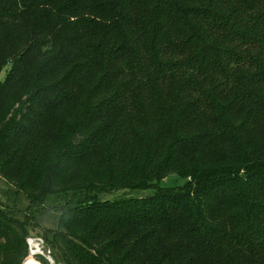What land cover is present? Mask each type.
I'll list each match as a JSON object with an SVG mask.
<instances>
[{"label": "trees", "instance_id": "16d2710c", "mask_svg": "<svg viewBox=\"0 0 264 264\" xmlns=\"http://www.w3.org/2000/svg\"><path fill=\"white\" fill-rule=\"evenodd\" d=\"M6 68L0 264H264V0H0Z\"/></svg>", "mask_w": 264, "mask_h": 264}, {"label": "rangeland", "instance_id": "374dc122", "mask_svg": "<svg viewBox=\"0 0 264 264\" xmlns=\"http://www.w3.org/2000/svg\"><path fill=\"white\" fill-rule=\"evenodd\" d=\"M7 68L2 70V72L0 74V81H2L4 79V77L6 75ZM184 183H185L184 179H181V178H179L177 176H169V177L163 179L160 182V186L162 188L169 189V188H175V187L182 186ZM0 188H2V189L5 188L4 187V183H3V181H1V179H0ZM2 189H1V191H2ZM153 193H154V190H152V189H148V190H136V191L119 190V191H115V192H112L111 191V194H109V195H106L108 193L100 194V197L102 198L104 196L103 199H108L110 201H117V200L135 199V198H144L146 196H151ZM31 236L32 237H38L36 235V232L33 231V232L30 233L29 236L26 237V239L28 237H31ZM26 239H25V243H26ZM42 240H44V247H45V249L46 250H50L49 247L47 246V243H46L45 239H42ZM27 256H28V251H27ZM27 256H26V258H27ZM25 259L22 260L23 262H21V264L24 263ZM37 260H39L41 264H51V262H49V259H47L43 255L37 257ZM27 261H29V260H27ZM29 264H34V262L30 260L29 261ZM56 264H58V263H56ZM59 264H61V263H59Z\"/></svg>", "mask_w": 264, "mask_h": 264}, {"label": "built area", "instance_id": "2783aa9c", "mask_svg": "<svg viewBox=\"0 0 264 264\" xmlns=\"http://www.w3.org/2000/svg\"><path fill=\"white\" fill-rule=\"evenodd\" d=\"M26 244L28 256L23 264H25L26 261L30 258L32 259V261H34V264H41L40 261L37 260V257L41 255L49 259V262H51V264H56L51 256L50 250L45 249L44 241L40 237H28L26 239Z\"/></svg>", "mask_w": 264, "mask_h": 264}, {"label": "bare ground", "instance_id": "6f19581e", "mask_svg": "<svg viewBox=\"0 0 264 264\" xmlns=\"http://www.w3.org/2000/svg\"><path fill=\"white\" fill-rule=\"evenodd\" d=\"M29 261L31 260L32 261V259L30 258V259H28ZM29 261H27L25 264H29ZM34 262V261H33Z\"/></svg>", "mask_w": 264, "mask_h": 264}]
</instances>
